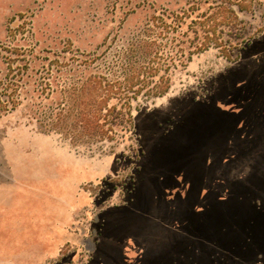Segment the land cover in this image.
Returning <instances> with one entry per match:
<instances>
[{"label":"rangeland","instance_id":"rangeland-1","mask_svg":"<svg viewBox=\"0 0 264 264\" xmlns=\"http://www.w3.org/2000/svg\"><path fill=\"white\" fill-rule=\"evenodd\" d=\"M224 4L263 32L237 61L195 56L124 140L77 145L21 111L0 118V264H264V0H0V49L92 51L155 10ZM122 208L154 215V232L127 241Z\"/></svg>","mask_w":264,"mask_h":264},{"label":"trees","instance_id":"trees-1","mask_svg":"<svg viewBox=\"0 0 264 264\" xmlns=\"http://www.w3.org/2000/svg\"><path fill=\"white\" fill-rule=\"evenodd\" d=\"M198 10H155L136 32L92 51L54 50L26 39L1 48L0 118L21 111L40 131L77 145L124 140L133 133L139 102L166 95L175 73L195 56L214 48L237 61L263 32L242 22L231 5ZM120 211L134 217L131 208Z\"/></svg>","mask_w":264,"mask_h":264},{"label":"crops","instance_id":"crops-1","mask_svg":"<svg viewBox=\"0 0 264 264\" xmlns=\"http://www.w3.org/2000/svg\"><path fill=\"white\" fill-rule=\"evenodd\" d=\"M164 203L166 204V202H164ZM176 204H180L181 208L184 207L183 203H180V201L172 200L171 205L175 207ZM136 216H138V217H136ZM122 219L123 220H122L121 226H122V224H126V223L129 224L130 226L133 225L132 226V229L128 225V228H127L128 231L127 232L125 231V233L123 234L126 240H127L126 236L129 234V232H131V233H133V232H136V233L137 232H140L141 234H145L148 231L149 232H154V230H155V228H154L155 226L154 225L156 223V219H155V216L154 215L153 216H149V215H144V214L143 215L138 214V215H135L134 217L133 216L132 217L127 216V217H124ZM161 220L162 219H160L158 221L160 222ZM161 224L163 225L162 227L164 228L163 231H166V219L164 221H162ZM161 231H162V229H161ZM115 240H116V238H115ZM160 240H161L160 238L159 239L158 238L156 239L154 237V235L152 234L151 239H150V242H151L152 245H155ZM127 241H129V240H127ZM123 247H124V245L121 248H123Z\"/></svg>","mask_w":264,"mask_h":264}]
</instances>
